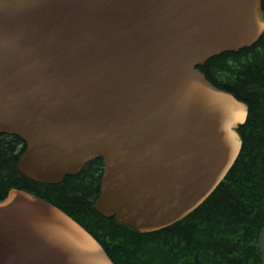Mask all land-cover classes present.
Segmentation results:
<instances>
[{
  "label": "water",
  "instance_id": "95a60500",
  "mask_svg": "<svg viewBox=\"0 0 264 264\" xmlns=\"http://www.w3.org/2000/svg\"><path fill=\"white\" fill-rule=\"evenodd\" d=\"M264 35L261 0H0V135L17 169L62 184L103 161L95 210L139 234L173 226L225 180L248 106L199 67ZM0 264H114L35 194L0 200Z\"/></svg>",
  "mask_w": 264,
  "mask_h": 264
},
{
  "label": "trees",
  "instance_id": "16d2710c",
  "mask_svg": "<svg viewBox=\"0 0 264 264\" xmlns=\"http://www.w3.org/2000/svg\"><path fill=\"white\" fill-rule=\"evenodd\" d=\"M199 70L213 86L244 102L249 114L238 129L243 145L236 163L181 222L139 234L97 213L100 159L62 184L26 179L17 169L25 143L16 136L0 135V199L18 189L46 200L90 233L114 264H264L259 246L264 232V35L251 48L213 57Z\"/></svg>",
  "mask_w": 264,
  "mask_h": 264
},
{
  "label": "rangeland",
  "instance_id": "374dc122",
  "mask_svg": "<svg viewBox=\"0 0 264 264\" xmlns=\"http://www.w3.org/2000/svg\"><path fill=\"white\" fill-rule=\"evenodd\" d=\"M259 246L261 248L262 255H263V261H264V232H263L262 237L259 241Z\"/></svg>",
  "mask_w": 264,
  "mask_h": 264
},
{
  "label": "flooded vegetation",
  "instance_id": "af4514ba",
  "mask_svg": "<svg viewBox=\"0 0 264 264\" xmlns=\"http://www.w3.org/2000/svg\"><path fill=\"white\" fill-rule=\"evenodd\" d=\"M3 136H7V135H3ZM102 171H103V167H102ZM102 171H101V175H102Z\"/></svg>",
  "mask_w": 264,
  "mask_h": 264
}]
</instances>
